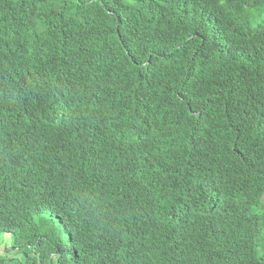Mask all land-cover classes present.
Here are the masks:
<instances>
[{
	"label": "trees",
	"instance_id": "trees-1",
	"mask_svg": "<svg viewBox=\"0 0 264 264\" xmlns=\"http://www.w3.org/2000/svg\"><path fill=\"white\" fill-rule=\"evenodd\" d=\"M191 1L0 0L1 134L24 86L49 147L0 184V264H264V0Z\"/></svg>",
	"mask_w": 264,
	"mask_h": 264
},
{
	"label": "clouds",
	"instance_id": "clouds-1",
	"mask_svg": "<svg viewBox=\"0 0 264 264\" xmlns=\"http://www.w3.org/2000/svg\"><path fill=\"white\" fill-rule=\"evenodd\" d=\"M198 2L199 0H192L188 5ZM29 38L25 37L23 42L28 41ZM42 44L31 47L27 54L28 60L32 64V70L42 71L41 61L36 54ZM22 92L24 98L18 99L16 102L15 120L4 119L7 131L1 134L0 130V184L8 188L9 195H15L27 187L29 180L33 178L31 175L33 165L37 161L45 159L49 150L43 135L33 129L34 122L40 117V115L34 114V111L41 106L39 97L33 90L24 86H22ZM41 193L39 186L36 191L26 197L36 206L49 207L46 193H42V195ZM128 220L132 221V218L128 217ZM63 224L74 231L78 237L93 243L105 236L118 235L117 231L107 226H89L69 221H64ZM10 237L11 234L8 238ZM2 246H6V249L0 250V253H6L7 245L3 244Z\"/></svg>",
	"mask_w": 264,
	"mask_h": 264
},
{
	"label": "rangeland",
	"instance_id": "rangeland-1",
	"mask_svg": "<svg viewBox=\"0 0 264 264\" xmlns=\"http://www.w3.org/2000/svg\"><path fill=\"white\" fill-rule=\"evenodd\" d=\"M258 9L250 12L249 19L247 22V27L250 29H257L264 23V6L257 7ZM11 241V237L8 238V234L5 236V243H9ZM259 245V255H264V235L257 240ZM6 246H2L0 250H5Z\"/></svg>",
	"mask_w": 264,
	"mask_h": 264
},
{
	"label": "water",
	"instance_id": "water-1",
	"mask_svg": "<svg viewBox=\"0 0 264 264\" xmlns=\"http://www.w3.org/2000/svg\"><path fill=\"white\" fill-rule=\"evenodd\" d=\"M8 236H9V234H8Z\"/></svg>",
	"mask_w": 264,
	"mask_h": 264
}]
</instances>
